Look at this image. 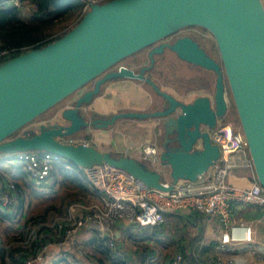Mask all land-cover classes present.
Wrapping results in <instances>:
<instances>
[{
  "label": "water",
  "instance_id": "95a60500",
  "mask_svg": "<svg viewBox=\"0 0 264 264\" xmlns=\"http://www.w3.org/2000/svg\"><path fill=\"white\" fill-rule=\"evenodd\" d=\"M189 25L209 32L217 59L190 35L165 39ZM145 48V64L136 69L119 64ZM164 49L213 71L211 96L181 101L159 89L145 71ZM121 77L144 80L163 105L152 111L87 118L81 104L90 101L101 83ZM90 82L91 87L77 93L60 111L61 122L9 136ZM230 104L254 176L264 189V8L260 0H105L91 3L58 38L0 62V151L45 150L79 167L103 162L123 168L150 187L168 190L180 179L194 180L218 158V147L210 142L208 132ZM119 117L161 118L164 138L158 159L166 167L167 180L163 169L145 167L133 157L64 141L86 126L105 127Z\"/></svg>",
  "mask_w": 264,
  "mask_h": 264
},
{
  "label": "built area",
  "instance_id": "2783aa9c",
  "mask_svg": "<svg viewBox=\"0 0 264 264\" xmlns=\"http://www.w3.org/2000/svg\"><path fill=\"white\" fill-rule=\"evenodd\" d=\"M78 1L79 13L82 14L91 3L105 0ZM260 1L262 4V0ZM0 4L10 5L23 11L34 7L24 0H0ZM10 52V49L0 48V60L9 58L12 54ZM67 106L68 104L62 106L60 111ZM58 121L61 122L60 119ZM208 135L210 142L218 147V158L194 180L180 179L168 190L150 187L123 168L103 162L80 167L88 187L99 193V200L73 203L68 206L64 214L31 225L24 242L32 244V249L22 260V264H61L62 262L88 264L83 260L85 254L80 246L74 248L69 246L73 235L82 230L91 231L97 237H106L105 245L109 252L120 258L123 264H150L148 256L140 260L135 259L118 242H115L120 238V232L114 228L115 224L123 220L137 227L155 226L163 223L164 212L175 213L184 209L200 211L216 219L217 234L211 242L216 251L233 253L237 242H245L246 244L243 245L247 247V243L251 240L249 226L240 225L243 229L241 237H233L230 234V229L235 226L231 221L233 205L249 204L264 210V189L254 176L239 125L216 123L209 130ZM64 141L86 143L75 141L72 136L64 137ZM140 156L151 163L155 162L157 160L155 145H143L140 148ZM1 158H4L5 165L20 163L30 184L37 191L45 193L52 189L49 170L51 164L59 158L55 153L45 150H22L12 153L0 151ZM237 165L251 169L246 186H237L226 180L228 169ZM16 204L15 183L0 177V210L3 213L14 214L17 211ZM51 246L61 248L53 258L46 261L44 255ZM231 263L232 259L229 256L214 257L212 260V264ZM166 264H183L181 253L173 251L168 256Z\"/></svg>",
  "mask_w": 264,
  "mask_h": 264
},
{
  "label": "crops",
  "instance_id": "0c3cea01",
  "mask_svg": "<svg viewBox=\"0 0 264 264\" xmlns=\"http://www.w3.org/2000/svg\"><path fill=\"white\" fill-rule=\"evenodd\" d=\"M262 6L264 8V0H262ZM191 37L197 39L194 36ZM196 41L198 43V40ZM124 61L126 65L134 69L145 64L147 62L146 48L141 53L138 52L125 57ZM145 75L159 89L181 101H190L194 96L200 94L211 96L214 89L215 75L213 71L185 62L167 49H164L160 55L153 57V63ZM89 87H91V82L60 101L54 114L58 113L59 115L62 106L69 104L77 93ZM163 103L161 97L144 80L121 77L101 83L96 94L91 95L87 104H81V108L85 116L92 119L121 111H152L160 108ZM227 112H230V109ZM232 122L234 120H228L226 116L217 121L218 125L231 124ZM27 126H29L25 128L27 130L33 128L32 125ZM33 126L36 129L37 123ZM72 138L78 142L91 144L99 150L109 151L111 154L133 157L145 167L161 168L163 169V178L168 179L166 167L161 165L158 159L161 142L164 138L160 117H119L105 127L86 126L73 134ZM145 144H153L156 147L157 160L153 163L140 156V148ZM250 173V167L237 165L228 169L226 180L237 186H246L250 179ZM85 185L87 193L82 198L86 203L98 201L99 193L88 187L87 184ZM73 203L76 202L69 205ZM164 213L166 215H163L164 221L160 224L162 226L160 232L154 234L149 231L140 234L130 233L135 239L143 242L151 249L152 254L150 256L145 255L150 258V264L154 261L157 248L170 249L172 252L179 251L183 264H212L214 257L224 258L227 256L232 259L231 264H264L263 209L249 204L233 205L231 221L235 226L230 229L231 236L241 237L243 229L240 225H247L251 240L247 243V247L243 245L246 244L245 242H237L236 250L230 254L229 252L216 251L211 245V242L216 238L218 228L217 221L213 216H206L200 211L188 209L175 213ZM132 226L135 227L123 220L115 224L114 228L120 232V238L116 239L115 242H118L132 257L140 260L145 256L140 258L134 253L135 241L129 238L126 229ZM92 235L91 231L82 230L73 235L72 243L69 244L73 248L75 246L81 247L85 254L83 260L88 264H95L94 257L97 253L93 248L81 246V240ZM60 248V246H51L44 255V260L48 261L53 258Z\"/></svg>",
  "mask_w": 264,
  "mask_h": 264
},
{
  "label": "trees",
  "instance_id": "16d2710c",
  "mask_svg": "<svg viewBox=\"0 0 264 264\" xmlns=\"http://www.w3.org/2000/svg\"><path fill=\"white\" fill-rule=\"evenodd\" d=\"M34 5L29 10H20L10 5L0 4V48L10 49V57L30 48L41 47L61 36L68 30L82 15L79 13L80 2L78 0H24ZM72 18L71 25L64 27L62 22ZM203 29V28H202ZM204 30V29H203ZM5 59H1L0 62ZM18 130L13 131L9 136ZM113 155H117L114 154ZM20 163L4 164V158L0 159V177L9 179L17 187V211L14 214L3 213L0 210V222L10 221L15 225V218L20 211L23 190L27 189L29 195L43 193L37 191L29 185ZM51 183L61 186L64 190L57 195V200H53L41 207L42 211L27 215L17 226H4L0 228V237L4 238L3 243L0 240V264H22V260L32 249V244L24 242L27 230L31 225L38 222L51 220L56 215H62L66 212V207L72 202L86 203L82 198L87 193L85 178L81 168L71 161L59 157L51 164L49 170ZM52 187V188H53ZM49 194L54 191L50 190ZM47 193V194H48ZM48 194V195H49ZM50 217L47 218L46 216ZM54 215V216H52ZM163 215H166L163 213ZM135 226V225H134ZM12 227V228H11ZM161 225L152 227H131L128 230L129 238L135 241V251L138 257L152 254L151 249L143 242L138 241L131 234H140L144 231L157 233L161 231ZM11 228V229H10ZM136 228V229H134ZM123 231V228L121 229ZM144 240V239H143ZM106 237L88 236L81 240V245L93 248L96 251L95 264H123V261L112 255L105 245ZM61 264H71L62 262Z\"/></svg>",
  "mask_w": 264,
  "mask_h": 264
},
{
  "label": "rangeland",
  "instance_id": "374dc122",
  "mask_svg": "<svg viewBox=\"0 0 264 264\" xmlns=\"http://www.w3.org/2000/svg\"><path fill=\"white\" fill-rule=\"evenodd\" d=\"M72 22H73V19L69 18V19L64 20L62 22V25L64 27H66V26L71 25ZM184 34H187V35H190V36H194L195 38H197L196 40H198V44L207 53H209L211 56H213L215 59H217L216 48H215V44L213 42V39H212L211 35L209 34V32L207 30H205V29L203 30L199 26L189 25L187 27L179 28L175 32H173L170 35L166 36L165 39L166 40H171V39H173L174 37H176L178 35H184ZM142 51H143V49L138 50L134 54H136L138 52L141 53ZM134 54H132V55H134ZM124 59L121 60V63L126 65ZM122 61H124V62H122ZM126 66H129V65H126ZM149 69L150 68H148V70ZM146 71H145V73H146ZM65 98H63L62 100H64ZM62 100H60V101H62ZM59 102H57L56 104L52 105L51 107H48L45 110H43L40 114H38L36 117L31 119L30 122H28L24 126H22L18 130V132H15V134H17V133H19V131H23V129L29 127L27 125H32V127H33L32 129H30V128L28 129V132L30 133L31 131H36L37 130V128L35 129L34 126H33V124H35V123H37V127H38L39 123H41V124L43 123V124L47 125V124H51V123H53L55 121H58L59 120L58 113L54 114V111L56 110ZM229 109H230V112H226L222 117L226 116V119H228V120L233 119L234 122H232L231 124L234 125V126H238L239 124H238L235 112H234L231 104H230V108ZM4 163L6 164L5 161H4ZM25 177L28 180L27 175H25ZM29 185H31V184L29 183ZM22 190H23V198L21 200V207H20L19 213L17 214V217L15 218V220H16L15 225H13V226H17L19 224V222H21L22 219H24V217H26L27 215L42 211L41 207L44 205V203H47V202H50V201H53V200L56 201L57 200V195L61 194V192L64 190V188L62 189L61 186L59 187L58 184H55L54 187L51 189L52 191H54L53 194H49L48 193V192H51V191H47L45 193H39L38 192V194H36V196H34L33 194L29 195L27 189H22ZM52 216H54V215H52ZM46 217L49 218L50 216L47 215ZM4 226L8 227V226H12V224H11L10 221H1L0 222V228H2ZM0 240H1V243H3L4 238L2 237V235L0 237ZM85 249H87V248H85ZM156 250H157V254L154 257V261H153L152 264H165L167 257L171 254L172 251L170 249H166V248H164V249L157 248Z\"/></svg>",
  "mask_w": 264,
  "mask_h": 264
}]
</instances>
